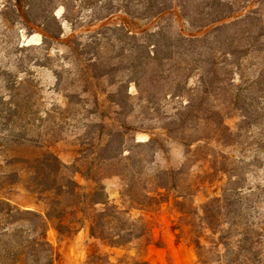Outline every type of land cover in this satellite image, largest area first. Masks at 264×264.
<instances>
[{
	"label": "rangeland",
	"instance_id": "obj_1",
	"mask_svg": "<svg viewBox=\"0 0 264 264\" xmlns=\"http://www.w3.org/2000/svg\"><path fill=\"white\" fill-rule=\"evenodd\" d=\"M2 98L15 107L0 113V174L21 181L0 195L14 205L46 211L19 160L53 151L83 190L102 183L147 222L150 244L129 251L146 264H264V0H0ZM46 238L53 264L128 252L88 224Z\"/></svg>",
	"mask_w": 264,
	"mask_h": 264
},
{
	"label": "trees",
	"instance_id": "obj_2",
	"mask_svg": "<svg viewBox=\"0 0 264 264\" xmlns=\"http://www.w3.org/2000/svg\"><path fill=\"white\" fill-rule=\"evenodd\" d=\"M43 35L45 39L51 38ZM6 106L15 107V104L0 99V113ZM19 161L24 165L23 169L30 172L28 190L46 193L49 200L46 211L41 213L22 209L0 195V264H53L52 246L46 238L48 230L53 227L60 236L71 237L85 224L89 226L90 238L97 244L111 250L128 248V252L116 255L97 249L84 264H146L139 255H132L129 251L150 244L147 222L142 217H131L128 211L112 202L102 183L92 191L83 190L74 179L77 172L74 166L64 163L53 151L44 152L34 160ZM13 175L15 177L0 174V194L5 189L11 191L21 181L18 172ZM163 188L166 186H159V189ZM224 192L228 194L232 188L227 187ZM127 201L138 209L161 204L160 199L149 195L128 194ZM222 205L221 200L215 198L202 206L207 227L213 228L217 221L214 211ZM223 263L254 264L251 260L238 259L224 260Z\"/></svg>",
	"mask_w": 264,
	"mask_h": 264
}]
</instances>
